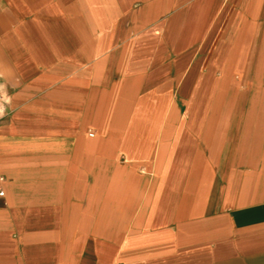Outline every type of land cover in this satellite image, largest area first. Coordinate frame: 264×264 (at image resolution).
Masks as SVG:
<instances>
[{"label": "crops", "instance_id": "obj_1", "mask_svg": "<svg viewBox=\"0 0 264 264\" xmlns=\"http://www.w3.org/2000/svg\"><path fill=\"white\" fill-rule=\"evenodd\" d=\"M0 85V264H264V0H0Z\"/></svg>", "mask_w": 264, "mask_h": 264}, {"label": "built area", "instance_id": "obj_2", "mask_svg": "<svg viewBox=\"0 0 264 264\" xmlns=\"http://www.w3.org/2000/svg\"><path fill=\"white\" fill-rule=\"evenodd\" d=\"M9 106V95L3 90V88L0 85V117H3L6 115L8 111ZM90 136H93V133H89ZM3 192H0V195H2Z\"/></svg>", "mask_w": 264, "mask_h": 264}]
</instances>
